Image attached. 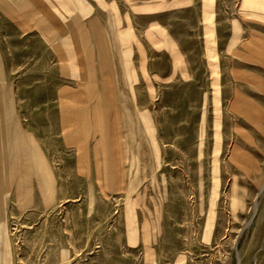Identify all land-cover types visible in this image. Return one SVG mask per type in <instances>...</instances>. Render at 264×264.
<instances>
[{"label": "rangeland", "instance_id": "374dc122", "mask_svg": "<svg viewBox=\"0 0 264 264\" xmlns=\"http://www.w3.org/2000/svg\"><path fill=\"white\" fill-rule=\"evenodd\" d=\"M0 264H264V0H0Z\"/></svg>", "mask_w": 264, "mask_h": 264}, {"label": "crops", "instance_id": "0c3cea01", "mask_svg": "<svg viewBox=\"0 0 264 264\" xmlns=\"http://www.w3.org/2000/svg\"><path fill=\"white\" fill-rule=\"evenodd\" d=\"M3 228H4V227H3V225H2V224H0V234H1V235L3 234V233H2V232H3V230H4Z\"/></svg>", "mask_w": 264, "mask_h": 264}, {"label": "bare ground", "instance_id": "6f19581e", "mask_svg": "<svg viewBox=\"0 0 264 264\" xmlns=\"http://www.w3.org/2000/svg\"><path fill=\"white\" fill-rule=\"evenodd\" d=\"M2 233H4V230H3V232H2ZM5 264H8V262L6 261V262H5Z\"/></svg>", "mask_w": 264, "mask_h": 264}]
</instances>
